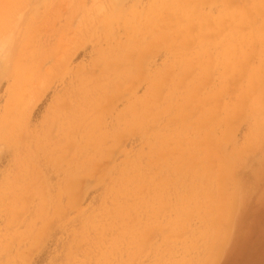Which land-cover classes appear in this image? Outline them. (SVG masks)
Wrapping results in <instances>:
<instances>
[{"label": "rangeland", "instance_id": "rangeland-1", "mask_svg": "<svg viewBox=\"0 0 264 264\" xmlns=\"http://www.w3.org/2000/svg\"><path fill=\"white\" fill-rule=\"evenodd\" d=\"M0 264H264V0H0Z\"/></svg>", "mask_w": 264, "mask_h": 264}]
</instances>
